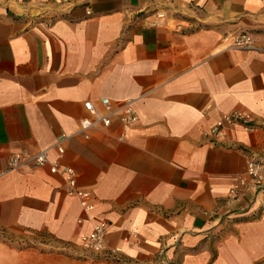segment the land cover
Segmentation results:
<instances>
[{"label":"crops","instance_id":"obj_1","mask_svg":"<svg viewBox=\"0 0 264 264\" xmlns=\"http://www.w3.org/2000/svg\"><path fill=\"white\" fill-rule=\"evenodd\" d=\"M91 8L0 0V264H264V192L230 194L248 156L264 159V0ZM242 32L250 44L234 46ZM101 97L132 101L139 120L123 140L116 121L80 130L84 101ZM232 110L254 127L211 138ZM46 148L93 211L48 164L8 169L12 153ZM95 218L110 256L80 255Z\"/></svg>","mask_w":264,"mask_h":264},{"label":"built area","instance_id":"obj_2","mask_svg":"<svg viewBox=\"0 0 264 264\" xmlns=\"http://www.w3.org/2000/svg\"><path fill=\"white\" fill-rule=\"evenodd\" d=\"M50 3L57 8L59 13L70 12L76 7H82L86 14H91V0H50ZM162 17L163 13H158ZM251 36L242 32L233 37V45L237 47L247 46L251 42ZM84 109L87 115L80 119V130L87 132L96 127L107 128L113 122H118L122 132L118 139L123 140L124 133L132 128L139 120L138 113L131 100H125L114 105L108 97H101L99 104L95 105L91 100L84 101ZM241 126L245 130H251L253 118L250 112L241 110H232L221 114L209 129L208 134L213 139H219L226 135L229 128ZM87 136V134H85ZM66 135L60 134L54 144L58 157L64 153V141ZM58 158L54 161L48 160V148L37 152L17 151L8 158V169L16 168L24 163L33 162L36 165H49L53 173H60L65 183L66 193L77 197L83 211L90 213L94 209V204L89 191L80 188L77 184V174L71 166H60ZM251 188L255 193L264 192V159L254 156H248L246 159L245 172L236 177L235 183L230 188V194L233 198L238 197L240 192ZM108 223L103 219H94L90 231L80 235V242L83 251L81 256H110L114 251L109 250L105 245V235L107 233ZM163 261V264H168Z\"/></svg>","mask_w":264,"mask_h":264}]
</instances>
